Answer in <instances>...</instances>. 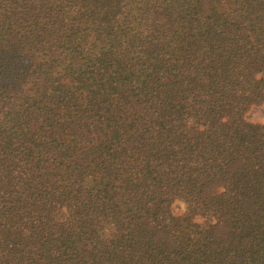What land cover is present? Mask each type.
Listing matches in <instances>:
<instances>
[{
  "label": "trees",
  "instance_id": "trees-1",
  "mask_svg": "<svg viewBox=\"0 0 264 264\" xmlns=\"http://www.w3.org/2000/svg\"><path fill=\"white\" fill-rule=\"evenodd\" d=\"M263 103L264 0H0V264H264Z\"/></svg>",
  "mask_w": 264,
  "mask_h": 264
},
{
  "label": "rangeland",
  "instance_id": "rangeland-1",
  "mask_svg": "<svg viewBox=\"0 0 264 264\" xmlns=\"http://www.w3.org/2000/svg\"><path fill=\"white\" fill-rule=\"evenodd\" d=\"M247 120L254 124L264 125V103L260 106H253L246 115ZM173 212L177 216H181L185 212V207L181 202L173 205Z\"/></svg>",
  "mask_w": 264,
  "mask_h": 264
}]
</instances>
